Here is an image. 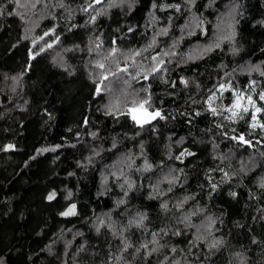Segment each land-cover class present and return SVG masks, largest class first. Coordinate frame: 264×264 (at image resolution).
Returning a JSON list of instances; mask_svg holds the SVG:
<instances>
[{"label":"trees","instance_id":"trees-1","mask_svg":"<svg viewBox=\"0 0 264 264\" xmlns=\"http://www.w3.org/2000/svg\"><path fill=\"white\" fill-rule=\"evenodd\" d=\"M59 3L66 8L53 7ZM88 3L91 0H52L49 8L48 4L44 7L48 16L42 28L54 26L60 41L40 53L23 35L32 18L26 22L8 15L15 5L0 0L5 13L0 16V258L4 264H117L109 256L118 254L119 237L105 228L97 232L94 224L98 217L126 223L130 215L145 213L148 231L132 228L126 232L129 240L139 245L151 240L152 231L183 228L176 218L196 209L203 211L193 216L192 222L199 225L206 217L216 219L212 235L222 237L226 246L209 254L200 242L192 248L194 255L187 256L189 261L241 264V257L235 255L241 253L243 264H264V188L260 186L264 181V129L260 127L264 111L255 113L253 121L254 109L249 107L247 113L236 109L238 115L229 119L227 108L233 95L227 88L219 89V84L230 82L264 108L259 99L264 76L249 71L252 66L264 71V24L260 23L264 21V0H214L208 7L209 0H196L193 12L203 19L202 28L189 25L192 13L186 10V0H156L158 5L180 4L179 12L171 8L150 12L153 0H125L122 6L112 8L103 0L93 6L106 10L95 24L88 23L94 10H81ZM232 3H239L242 13L236 17L234 43L220 39L219 48L206 51L227 34L226 13ZM19 11L28 16L32 9ZM164 27L167 35L157 36V46L144 55L169 51L174 44L171 50L176 55L165 65L167 72L162 78L150 76L148 80L120 74V82L113 83L109 96L124 91L131 94V100L150 93L149 111L159 109L165 119L140 127L128 115H105L107 92L101 84V93L95 94L98 80L90 70L96 54L88 51L94 47L92 42L99 37L103 41L100 52L106 53L115 38L114 46L126 52L146 46ZM232 47L239 51L233 54ZM29 51L39 54L30 58ZM120 63L123 65V57ZM181 77L187 85L180 82ZM145 88L147 93L141 91ZM213 94L211 104L217 115L209 110ZM242 103L247 104L246 99ZM241 134L251 144L232 139ZM8 144L15 147L5 149ZM141 144L153 165L149 170L142 167ZM184 149L195 155L176 160ZM129 153L134 157L131 170L126 163H117ZM114 163L116 168L111 167ZM121 167L134 188L126 203L117 206L123 193L108 173ZM170 175L177 179L169 192L165 177ZM104 176H108L106 183ZM209 177L219 185L217 192H211ZM157 182L163 195L151 187ZM52 191L56 196L49 201L46 197ZM229 191L237 196H228ZM184 197L190 199L177 209L175 204ZM164 202L167 211L160 208ZM72 203L77 214L60 216ZM194 231L180 237L169 235L161 243L184 249L187 255V241ZM81 245L84 247L78 251ZM175 255L180 258L179 252ZM127 258L133 264H157L156 255L146 261Z\"/></svg>","mask_w":264,"mask_h":264},{"label":"snow or ice","instance_id":"snow-or-ice-1","mask_svg":"<svg viewBox=\"0 0 264 264\" xmlns=\"http://www.w3.org/2000/svg\"><path fill=\"white\" fill-rule=\"evenodd\" d=\"M103 0H91V3H88L86 7L82 8L81 10L84 12H88L89 9H93V6L96 4H101ZM214 2V0H209V5H205V7H208L211 5V3ZM11 3L15 5V8L12 11H8V15H15L19 17L22 21L25 20V15L22 11H19L20 9L29 10V9H35L37 5L40 3V0H25V2H21V0H11ZM125 3V0H108L107 8L112 7H119L122 6ZM196 6V0H186V10L192 13V25L197 28H202L203 25V19L200 15H197L195 12H193V9ZM53 7H59L62 9H65L66 6L63 3L55 4ZM129 9H131V4H128ZM159 8L160 10L164 9H175L177 12L181 10L180 4H157L156 0H153V3L151 4L150 12L152 10H155ZM240 4L239 3H232L228 7V11L226 13V16L229 18L227 27L228 32L227 34L220 37V39L228 40L232 43H234V38L236 35L235 27L234 25L238 22L236 20V17L238 15H242L241 12H239ZM95 14H90L88 23L95 24L97 17L100 15H105L106 10L104 9H93ZM4 7L0 5V16L4 15ZM55 19V17H53ZM155 20V17H153ZM169 21H171V17H169ZM261 24H264V21L260 22ZM72 27H76V25H72ZM70 30V29H69ZM133 28L129 27L128 32H132ZM168 29L167 27L161 28L159 32L155 33L153 37L151 38V41L146 45L139 49H129L126 52L121 51L114 45L116 44L115 38L112 40V47L107 49V54L102 55L100 52V49L103 46V41L97 37V40L92 42L94 44V47H89L88 51L89 53L95 52L96 56L98 58L90 61V64L94 66L95 69H99V80L96 83L95 88V94L99 95L102 91L101 84L104 83V81H107L109 77H115L117 73H125L128 75V77L135 79V78H141L143 80H148L150 76H161L164 73L167 72V68L165 65L167 63H171L170 57L176 55L174 51L171 49L175 47V45H171L169 48V51H161L156 52L155 54H149L147 56L144 55L145 52H148L149 49L154 48L157 46V36L159 35H167ZM44 37H50V42L45 41L44 45L40 47L39 52L42 53L46 49H50L53 47L54 44H57L60 41V36L56 35L55 27H50L46 31H44L43 35L34 38L32 40V43L36 44V39L44 40ZM25 39L28 37L25 36ZM219 48L220 44L219 42H216L214 45H209L205 50L211 51L212 48ZM231 51L233 54H236L239 49L236 47H232ZM39 53H34L32 51H29L30 58H34ZM120 57H123L124 63L121 66L120 63ZM168 57L169 59H165ZM137 58H140L139 60ZM129 61L131 63H129ZM147 62V63H145ZM111 65L115 66V71L112 70ZM259 71L261 76H264V71H261L259 66H252L249 68V71ZM135 72V76L133 77L132 73ZM227 75V73H226ZM13 80H16L17 77H13ZM167 82V81H166ZM180 82L182 84L187 85V81L181 77ZM125 84H128L129 81L125 80ZM255 81H250L251 85H255ZM174 86V83H173ZM228 89L232 92L233 100L231 105L227 108L229 112H231V116L229 119H234L238 113L236 109H240L241 111L247 113L249 111V107L254 109V113L252 115V120H256L255 113H260L264 111V108L258 107L256 104V101L253 99V96L250 94H246L243 91H237L233 88L231 83L229 82L227 85L224 83L219 84V89L224 90ZM106 91H111L107 87H105ZM141 91H144L147 93V89H141ZM131 94L121 91L120 95L113 97L112 100H110L109 104L106 105L105 108V115H128L130 116L131 120L138 126L143 127L145 124H150L153 120H156L157 118L163 120L165 117L162 115L161 111L159 109H154L152 111H149L151 108L150 103V93L147 94L143 98H132L129 99V96ZM215 98V94L213 96L209 97V110L213 115H217L218 111L217 108L213 107L211 104V101ZM247 101V104L242 103L243 100ZM259 99L261 101H264V91L259 93ZM123 106V107H122ZM199 115V113H197ZM51 116V114H49ZM84 123H87V119H85ZM252 127H256V124L253 123ZM260 127L264 129V124H260ZM91 135L95 136L96 133H91ZM182 139V138H181ZM232 139H238L244 144H251V141L246 140L244 136L241 134L239 137H232ZM181 141H177V143H180ZM115 142H113L112 147L115 148ZM15 146L12 144H8L5 146V149H12ZM56 147H60L57 145ZM48 149H38L37 151H47ZM54 150V149H53ZM95 155H99V152H95ZM185 155L193 156L195 155L192 152H189L187 149H184L180 151L178 155L175 156L176 160H181ZM141 156L144 159L143 163V170H149L153 167L152 164H150L147 160V158L143 154V144H141ZM89 162H91V158H89ZM117 163H120L121 165L127 164V167L129 170L132 169V166L134 164V157L131 153L124 156L122 160L118 161ZM112 168H116V163H114ZM136 172H140L141 168H136ZM182 171V170H181ZM221 171H223L221 169ZM119 172V175L117 174ZM171 173V170H170ZM108 176L113 177L116 182L117 186L121 189L123 195L122 198L116 201L117 206L124 205L126 203V199L129 196V192H131L134 188V182L128 177V175L124 172L123 167L117 169V171H109ZM108 176H104L103 180L106 183L108 180ZM224 177H228V173H224ZM165 179L168 181V191L170 192L172 190V184L176 181V176H168L165 177ZM209 186L211 189V192H217L219 189V185L217 183L212 182V178L209 177ZM260 186L264 188V181H261ZM153 188L154 192H158L159 195H163V190L159 189V182H157L156 185L151 186ZM71 193H69V196ZM230 197H236L237 193L234 191H229L227 193ZM56 196V192L52 191L50 192L46 199L49 201H52ZM190 199V197H184L183 200L178 201L175 204V207L177 209H180L183 207V205ZM160 208L167 211L168 210V204L167 202L161 203ZM203 209H196L195 211L187 214H183L180 217L176 218V224H182L183 228L175 227L171 229V231L165 227L161 228L158 231H152L151 232V240H148L146 242H140L139 245L133 244L128 236L126 235V232H128L129 229L136 228L143 232H147L148 228L145 223V221L148 219L147 215L143 212H136L132 215H130L127 218L126 223H121L119 221H113L111 217H98L94 228L97 232H100L102 228L107 229L113 236L119 237L120 240V246L118 249V254H110L109 259H115L117 261V264H133L132 260H129L127 257L131 256L133 260L137 257L141 258L142 260H147L149 257H152L153 255L157 256V264H195V261H189L187 256L188 255H194L192 253V248L199 247L200 242L203 243V245L208 249L209 254H211L213 251H219L222 247L226 246V241L222 237H216L212 235V228L213 225L216 223V219L209 216L206 217L204 221H201L199 225L194 224L192 222V217L198 215V213L202 212ZM76 204L72 203L69 204V206L59 213L62 217H67L70 215H76ZM191 229H195L194 232H191L192 239L187 241L188 249H187V255L184 254V249H178L176 246L168 245L167 243H161L162 240H164L165 237L171 236H184L186 233H188ZM79 234V233H78ZM71 242H67L65 247L67 248L68 244ZM84 245H81L79 250H82ZM167 250V251H165ZM49 251L51 249L49 248ZM180 253V258H176L177 253ZM237 257H241V264H243V258L241 253H235ZM0 264H4V260L0 258Z\"/></svg>","mask_w":264,"mask_h":264},{"label":"rangeland","instance_id":"rangeland-1","mask_svg":"<svg viewBox=\"0 0 264 264\" xmlns=\"http://www.w3.org/2000/svg\"><path fill=\"white\" fill-rule=\"evenodd\" d=\"M51 1L52 0H40V3L37 5V7L35 9H32V11L29 13L28 16H25L26 17V19H25L26 22H27V20H29L30 18H32L31 23H30V28L26 29L24 31V33H23L24 37L25 36L28 37V40L31 42V45L32 46L34 45L32 43V40L34 38H38V37L42 36L43 33H44V31H46L45 29L42 28L43 21L48 16V13H47L48 11L46 10V8L44 9V7H46L47 4H48V8H49V5L51 4ZM25 13H26V11H25ZM224 24H225V22L222 23V26ZM189 25L191 27L193 26L192 25V19L190 20ZM45 41H49L50 42V37H48V38L44 37V40L36 39V44H35L36 47L35 48H37L39 50L40 47H42L44 45V42ZM216 41L219 42L220 41V38H217ZM52 53H53V51H52ZM59 53L60 52L57 51L56 52V55H59ZM101 54L102 55H106L107 54V51H106V53H101ZM96 58H98V57L95 54L93 60L96 59ZM121 66H122V64H121ZM111 67H112V70L115 71V66L114 65H111ZM90 70H91V74L93 75V77L95 79L99 80V71L100 70L99 69H95L94 70V66L93 65H92V67H91ZM120 74L123 75V73H119L118 76L116 74L117 77L116 76L115 77H109V79L107 81H104V83L102 84L103 85L102 86L103 87V90L105 89V87H107L108 89H110L112 91L111 87H113V85H114L113 83L115 82V84H117V83L120 82V78H121V77H119ZM104 91H106V90H104ZM111 91H106L107 92V97H108L106 105H108L109 102H110V100L113 99V96H109V94L113 93Z\"/></svg>","mask_w":264,"mask_h":264}]
</instances>
